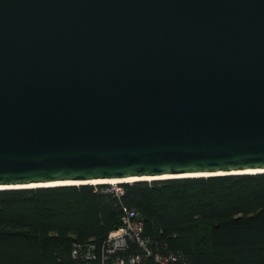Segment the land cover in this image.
<instances>
[{"label": "water", "instance_id": "95a60500", "mask_svg": "<svg viewBox=\"0 0 264 264\" xmlns=\"http://www.w3.org/2000/svg\"><path fill=\"white\" fill-rule=\"evenodd\" d=\"M261 173L264 0H0V190Z\"/></svg>", "mask_w": 264, "mask_h": 264}, {"label": "trees", "instance_id": "16d2710c", "mask_svg": "<svg viewBox=\"0 0 264 264\" xmlns=\"http://www.w3.org/2000/svg\"><path fill=\"white\" fill-rule=\"evenodd\" d=\"M0 190V264H264V173ZM143 217L146 250L131 242L102 261L123 208ZM74 250H78L74 255ZM94 253L95 259H88Z\"/></svg>", "mask_w": 264, "mask_h": 264}, {"label": "built area", "instance_id": "2783aa9c", "mask_svg": "<svg viewBox=\"0 0 264 264\" xmlns=\"http://www.w3.org/2000/svg\"><path fill=\"white\" fill-rule=\"evenodd\" d=\"M111 191H114L118 196L124 193L122 183L111 184ZM122 225L117 229L110 232L103 248L102 261L107 260L111 255L120 251H125L131 242L137 243L144 248L147 254L151 255L152 252L148 248V239L144 235V221L143 217L134 208H123ZM78 250H74L73 254L76 255ZM87 258L92 260L96 258L94 253H88ZM155 258L162 264H168L169 261L175 260L173 255H164L160 252L156 253ZM142 260L140 254H132L128 258L116 257L113 264H139Z\"/></svg>", "mask_w": 264, "mask_h": 264}, {"label": "bare ground", "instance_id": "6f19581e", "mask_svg": "<svg viewBox=\"0 0 264 264\" xmlns=\"http://www.w3.org/2000/svg\"><path fill=\"white\" fill-rule=\"evenodd\" d=\"M141 178H127V179H116V180H104V181H95L94 183H109V184H119L120 182H135L136 180ZM151 179V178H149ZM78 183V182H71Z\"/></svg>", "mask_w": 264, "mask_h": 264}]
</instances>
